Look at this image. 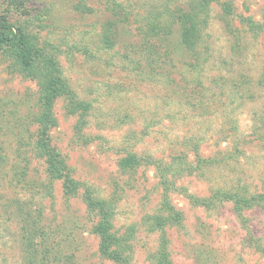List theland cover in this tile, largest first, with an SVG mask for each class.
<instances>
[{"label": "rangeland", "instance_id": "1", "mask_svg": "<svg viewBox=\"0 0 264 264\" xmlns=\"http://www.w3.org/2000/svg\"><path fill=\"white\" fill-rule=\"evenodd\" d=\"M199 11V0H0L68 84L49 136L76 188L49 181L34 149L38 87L0 56V264H119L100 251L87 195L111 207L129 264H155L163 242L172 264H264V205L238 216L209 200L239 179L264 190V0H211L193 19L205 20L195 58L180 38ZM239 143L229 168L163 169L182 151L190 162ZM124 158L139 164L122 169ZM170 207L180 218L152 231Z\"/></svg>", "mask_w": 264, "mask_h": 264}, {"label": "trees", "instance_id": "2", "mask_svg": "<svg viewBox=\"0 0 264 264\" xmlns=\"http://www.w3.org/2000/svg\"><path fill=\"white\" fill-rule=\"evenodd\" d=\"M209 2H211V0H199L200 11L196 13V15L188 18L192 19L191 25L186 28L183 37L180 38L181 42H184L186 45L185 48L187 51L193 57L195 56V58L200 56L196 47L198 46L196 42L201 34V29L198 25L204 23L205 20H197L194 22L193 19H198L200 15L204 14L208 16ZM260 29L264 30V27L260 26ZM250 31H252V28H250ZM46 49V47L39 44L35 37L27 35L21 27L10 23L6 17H0V56L11 62L14 70L34 82L38 87L40 111L37 116V124L39 126V134L34 147L35 152L45 161L49 181L54 182L61 180L66 193H72L76 191V188H73L75 182L67 175L65 161L52 145L49 136V131L54 125V104L61 94L68 91V84L62 76V70L55 53L51 50L46 51ZM83 105V102H78L75 103L74 108L77 111L82 109ZM84 109L86 110L87 108L84 107ZM262 114L264 117V111ZM82 116H84V114ZM77 125H81L80 120ZM240 143L237 144L238 147H235V149H229L222 155H217V158L204 159L197 151H194L195 160L190 162L187 160L189 159L187 152L182 151L180 155L171 159V166H167L166 168L163 167V169L171 175L188 173L202 176L205 174L204 172L206 168L208 169L212 167L220 169V167L226 166L229 168L232 164L239 163L241 155L245 154L241 151L245 148L244 144ZM236 153H238V155H236ZM132 158L122 159L119 162L120 168H132L133 166L138 165L139 161L133 162ZM168 182L169 180L164 178L165 185ZM240 182L241 180L239 179L235 185L236 187H230L226 190L216 189L209 200L213 199L212 201H215V203H220L224 200L231 202L233 209L238 216H241L244 211L257 206L262 208L264 205V190L260 193H250L249 195L248 190L244 187L243 189L239 187ZM86 197L87 207L96 209V212L100 216L99 222L94 227V232L99 236V248L101 253L117 260L119 264H129L128 258L124 256L121 251L115 249L124 247V243L123 238L118 237L113 232L112 218L114 213L111 210V207L103 202H94L90 195H87ZM194 200L197 205L201 201L202 203L206 202L195 196ZM166 210L171 212L172 217H163L161 215L154 217V222L151 228L152 231L163 227L166 222L171 219L176 221L180 218V213L176 212L173 207ZM44 253L45 252H43V254ZM154 260L155 264H172L169 261L168 251L164 242L155 254Z\"/></svg>", "mask_w": 264, "mask_h": 264}]
</instances>
